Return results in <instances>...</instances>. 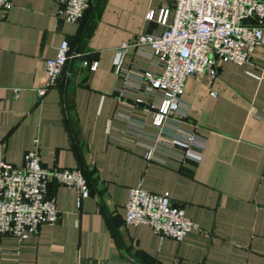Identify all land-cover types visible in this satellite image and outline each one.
<instances>
[{
	"label": "crops",
	"instance_id": "crops-1",
	"mask_svg": "<svg viewBox=\"0 0 264 264\" xmlns=\"http://www.w3.org/2000/svg\"><path fill=\"white\" fill-rule=\"evenodd\" d=\"M11 1L10 10L0 9V164L23 165L38 138L44 167L80 168L88 177L71 119L111 217L89 177L92 192L81 203L75 187L51 181L59 221L22 239L0 234V264H143L126 253L114 224L130 252L148 264H264V44L249 65L220 63L214 80L204 74L186 80L182 120L167 128L183 142L194 135L201 147L178 160L154 140L160 130L124 94L115 65L122 44L162 35L160 13L171 0H102L76 59L69 114V63L60 83L41 95L46 62L65 41L74 53L96 0L79 23L66 20L59 0ZM129 116L144 118L142 135L128 131ZM136 186L169 192L198 227L177 241L148 224H127Z\"/></svg>",
	"mask_w": 264,
	"mask_h": 264
},
{
	"label": "built area",
	"instance_id": "built-area-1",
	"mask_svg": "<svg viewBox=\"0 0 264 264\" xmlns=\"http://www.w3.org/2000/svg\"><path fill=\"white\" fill-rule=\"evenodd\" d=\"M59 3L60 13L73 23L81 22L93 5L92 0ZM11 8V0H0V9ZM160 24L165 27L162 35L140 34L122 44L115 65L124 81V94L143 106L160 130L156 143L165 147L168 157L183 160L191 146L201 147L194 135L187 134L188 142H183L171 137L167 128L182 120L178 112L186 80L199 74L214 80L220 63L246 66L252 62L257 48L264 44V0H171V5L161 10ZM72 55L65 41L57 58L46 62L41 95L60 83ZM137 58L150 61L159 72L142 69ZM129 59L131 65L125 67ZM96 68L97 63L92 69ZM128 121L130 133L143 134L144 118L129 116ZM51 181L75 187L79 203L92 192L82 169L44 167L38 138L25 154L23 165L0 164V234L22 239L42 225L59 221L56 198L49 194ZM125 220L130 225L148 224L154 232L177 241L198 227L169 192H151L142 186L130 189Z\"/></svg>",
	"mask_w": 264,
	"mask_h": 264
},
{
	"label": "water",
	"instance_id": "water-1",
	"mask_svg": "<svg viewBox=\"0 0 264 264\" xmlns=\"http://www.w3.org/2000/svg\"><path fill=\"white\" fill-rule=\"evenodd\" d=\"M101 2H102V0H96L95 4H94V6H93V8H92V10H91V13H90V15H89V18H88V20H87V23H86L85 29H84V31H83V33H82V36H81L80 40H79V43H78L77 47L75 48V51H74V53H73V55H72V57H71V59H70V61H69V65H68V69H67V74H66V80H65V90H64V97H65V103H66L67 110H68V89H69V87H70L71 79H72V77H73V75H74V69H75L76 59H77V57L79 56V53H80V51H81V48H82V46H83V44H84V41H85V39H86V36H87V34H88V31H89V29H90V26H91V24H92V21H93L95 15H96V12H97V10H98V8H99ZM86 61H87V63H88V69H90V68H91V62H90V59L87 58ZM68 114H69V110H68ZM70 123H71L72 131L74 132V136H75V138H76V142H77V144H78V147H79L80 153H81L82 158H83V162H84V167H85L86 173H87V175H88V177H89V179H90V181H91L93 187L95 188L97 194L99 195V197H100V199H101L103 205L105 206V208H106V210H107L109 216L111 217V213H110L109 209L107 208V205H106V203H105V201H104L102 195L100 194V191H99V189H98L97 186H96V183H95V181H94V178L92 177L91 172H90V170H89V168H88V166H87V163H86V160H85V158H84V154H83L82 148H81L80 143L78 142V139H77V137H76V135H75V131H74V127H73V125H72L71 119H70ZM114 226H115V228H116V230H117V232H118V235H119V237H120V239H121V242H122V244H123V246H124V248H125L126 253H127L131 258H134V259H136V260L142 262L143 264H148V263H146V262H144V261H142V260L137 259V258H136V257L130 252L128 246L126 245V243H125V241H124V239H123V237H122V234H121V232H120L118 226H117L116 224H114Z\"/></svg>",
	"mask_w": 264,
	"mask_h": 264
},
{
	"label": "trees",
	"instance_id": "trees-1",
	"mask_svg": "<svg viewBox=\"0 0 264 264\" xmlns=\"http://www.w3.org/2000/svg\"><path fill=\"white\" fill-rule=\"evenodd\" d=\"M75 70H76V67H75V69H74V72H75Z\"/></svg>",
	"mask_w": 264,
	"mask_h": 264
}]
</instances>
